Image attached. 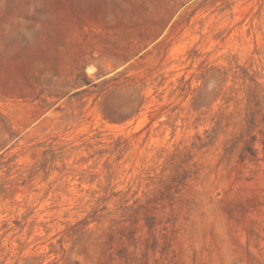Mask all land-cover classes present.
<instances>
[{
	"label": "rangeland",
	"instance_id": "1",
	"mask_svg": "<svg viewBox=\"0 0 264 264\" xmlns=\"http://www.w3.org/2000/svg\"><path fill=\"white\" fill-rule=\"evenodd\" d=\"M0 264H264V0H0Z\"/></svg>",
	"mask_w": 264,
	"mask_h": 264
}]
</instances>
